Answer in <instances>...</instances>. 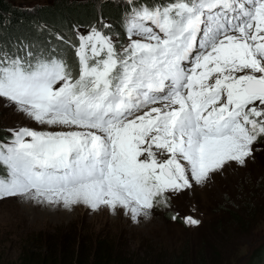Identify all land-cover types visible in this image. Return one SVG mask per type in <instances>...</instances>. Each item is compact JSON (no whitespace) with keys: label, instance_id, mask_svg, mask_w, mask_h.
<instances>
[{"label":"snow or ice","instance_id":"1","mask_svg":"<svg viewBox=\"0 0 264 264\" xmlns=\"http://www.w3.org/2000/svg\"><path fill=\"white\" fill-rule=\"evenodd\" d=\"M126 2L127 43L103 20L75 39L57 35L75 49V76L56 46L0 44V98L74 129H9L0 198L135 218L261 150L264 0Z\"/></svg>","mask_w":264,"mask_h":264},{"label":"rangeland","instance_id":"2","mask_svg":"<svg viewBox=\"0 0 264 264\" xmlns=\"http://www.w3.org/2000/svg\"><path fill=\"white\" fill-rule=\"evenodd\" d=\"M8 1L15 8L24 9L56 0ZM121 19L125 20V16ZM88 30L77 28L74 33ZM122 36L120 42L127 43L125 32ZM75 58L76 75L79 61ZM21 127L43 132L74 130L40 124L17 111L14 103L0 98V138L5 139L0 141L9 142L12 134L8 130ZM258 147L261 150L255 151L254 159L248 158L245 165L226 164L211 173L203 184L194 183L175 196L169 205L156 204L146 210L147 215L141 213L135 218L120 207L114 211L107 206L93 210L83 203L65 207L23 196L0 198V264H18V258L24 254L51 255L58 262L70 252L78 254L80 250L86 252L88 260V253H98L99 257L110 255L111 260L121 255L156 264L160 255L169 259L185 249L187 254L182 260L197 264L200 248L205 252L202 246L206 250L213 248L211 257L217 258V264H245L260 241H264V140ZM6 171V166L0 165V176ZM241 213H245L242 226H234L232 215ZM174 216L182 224L175 222ZM185 217L199 223L187 224Z\"/></svg>","mask_w":264,"mask_h":264},{"label":"trees","instance_id":"3","mask_svg":"<svg viewBox=\"0 0 264 264\" xmlns=\"http://www.w3.org/2000/svg\"><path fill=\"white\" fill-rule=\"evenodd\" d=\"M37 6L24 7V9L15 8L8 0H0V44L8 45L9 49H14L19 44L34 45L37 50L56 46L58 49H62L63 56L72 66L75 76V71H77L75 50L71 44H64L63 41L58 40L57 35L75 39L74 31L77 28H90L98 21L103 20L117 34L118 38H124L122 35L125 32V20H122L121 17L126 16L129 10L126 2L56 0L46 5ZM1 139L4 138L1 137ZM244 214L232 215L236 221L234 226H242L245 219ZM176 220L174 221L181 223L178 218ZM202 248L205 252L201 251L200 248L197 254V264L209 262L210 264H217V258L211 257L213 248L209 250H206L204 246ZM85 254L86 252L81 250L78 254L70 252L68 257L62 258L58 262L51 255L41 257L43 255L37 254L30 257L24 254L25 257L18 258V264H148L146 260H130L121 255L111 260L110 255L99 257L97 256L98 253H88L87 256L91 257L88 260ZM185 254H187L186 249L180 250L178 256L169 259L160 255L156 264H189L188 261L182 260ZM213 254L217 255L216 253ZM263 263L264 241H260V245L257 246L245 264Z\"/></svg>","mask_w":264,"mask_h":264}]
</instances>
